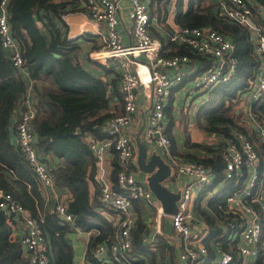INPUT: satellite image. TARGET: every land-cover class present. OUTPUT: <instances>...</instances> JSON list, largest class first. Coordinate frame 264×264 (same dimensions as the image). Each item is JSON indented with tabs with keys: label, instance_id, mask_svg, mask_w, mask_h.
I'll use <instances>...</instances> for the list:
<instances>
[{
	"label": "trees",
	"instance_id": "1",
	"mask_svg": "<svg viewBox=\"0 0 264 264\" xmlns=\"http://www.w3.org/2000/svg\"><path fill=\"white\" fill-rule=\"evenodd\" d=\"M204 1L176 0L174 22L178 28L209 27L229 37L235 44L237 70L229 80L210 91L198 111V116L205 118V128L214 131L220 139L210 144L193 142L187 136L186 144L199 148L202 154H183L188 159L212 167L217 174L195 204V212L204 217L209 231L206 243L210 247V255L202 264H220L213 263L220 249L233 252L234 259L228 264H239L235 245L229 246L225 240L221 241L223 233L218 223L221 205L239 186V182L235 179L224 181L223 187L208 198L210 212L201 208L200 199L224 177L221 146L235 141L238 130L245 131L253 141H257L254 133L239 122L235 105L240 92L256 76L261 60L255 52L251 29L222 13L221 4L227 0H220L219 3L209 0L207 4ZM245 1L253 10L254 22L262 26L264 32V0ZM85 3L86 0H7L6 3L12 33L20 45L24 65L28 67L36 91L31 124L37 148L43 157L50 155L61 159L59 164L50 168L56 186L67 187L72 193L67 202L68 211L74 218L72 224L64 221L54 208L46 204L31 163L18 144L12 141V115L15 108L20 107L27 84L0 39V190L10 192L28 214L38 220L51 264L74 263L73 247L67 236L74 227L99 231L91 235L87 243V263L104 264L94 256L92 248L102 240L111 241L117 231V224L110 217L111 210L99 199L96 159L87 137H107L101 130L102 123L122 112L118 73L113 67L91 59L89 51L82 56V45L76 38L68 37V24L63 18L67 12L85 11ZM155 3L158 4L159 0L150 2L153 14ZM158 18L163 16L159 14ZM88 36L93 38L91 34ZM169 42L171 51H165V54L186 53L194 67L199 61L198 70L211 61L206 55L196 54L186 44ZM100 47L95 46L94 49ZM173 98L172 95L165 107L170 118ZM251 112L264 124V93L252 101ZM256 147L261 170L264 151L257 142ZM171 150L181 156L172 138ZM113 164L111 176L115 180L119 171L116 158ZM91 181L96 187L94 196L90 192ZM134 205L136 219L130 251L135 258L134 264H178L175 242L170 236L158 234L156 241H146L145 236L150 231L144 218L145 206L138 200L134 201ZM16 220V217L11 218L0 210V264H32L30 253L24 250L21 240L12 235ZM263 253L264 248L261 247L255 264H264Z\"/></svg>",
	"mask_w": 264,
	"mask_h": 264
},
{
	"label": "built area",
	"instance_id": "2",
	"mask_svg": "<svg viewBox=\"0 0 264 264\" xmlns=\"http://www.w3.org/2000/svg\"><path fill=\"white\" fill-rule=\"evenodd\" d=\"M122 1L124 0H86V10L82 11L87 17L105 27L103 44L100 48L90 50L88 55L91 59L117 70L118 88L122 99V112L109 117L101 125V130L107 137H87L96 159L99 199L105 207L114 210L118 217L114 238L111 241L105 239L96 243L92 252L104 264H134L135 258L130 252L136 219L134 201L141 200L156 210L154 231L146 234V241H156L158 234L170 236L176 243L175 248H178L181 261L185 264H202L210 255V247L206 243L209 231L205 219L198 218L195 204L217 174L210 166L173 154L171 138L166 132L165 107L177 90H173L174 87L192 82V92L189 91L195 95L199 92L210 93L216 85L229 80L237 70L235 44L216 29L184 26L169 31L167 38L172 42L186 44L196 54L208 56L211 59L209 64L198 70L186 53L165 54L162 40L153 36L151 31V0H126L129 2V32L133 38L131 42L126 43L118 29ZM6 3L7 0H2L0 9L1 44L9 51L14 66L18 68L27 84L20 102L22 110L15 121L17 144L31 163L40 186L52 188L55 185L54 177L47 156L39 154L36 134L31 124L35 113L36 91L28 67L24 65L20 45L12 33ZM221 10L228 18L251 29L255 52L261 60L256 76L242 90L241 97L248 104L245 109L252 126L251 131L264 151V124L251 112L252 101L264 93V32L262 26L254 22L253 10L245 0L222 2ZM250 20L254 24H251ZM138 56L142 57L148 68V79L152 85L150 114L143 133L144 142L159 146L175 171L187 177L181 188V197L177 201L178 210L174 214L165 213L151 189L136 178L137 155L132 127L139 110L138 89L143 83L135 65ZM169 69L176 71L170 73ZM256 142L245 131L238 130L235 133V141H228L225 146H221L224 177L217 184L235 179L239 186L221 205L218 223L226 243L229 246L235 245L239 264H255L260 248H264V165L260 170L261 159ZM111 150L114 151L113 157L119 167L115 180L109 177L107 159ZM211 192V196L214 195L213 189ZM67 202L59 200L54 209L64 221L72 224L74 218L68 211ZM0 210H4L11 218L16 217V223L18 220L23 223L21 242L24 250L30 253L32 264H51L38 220L30 216L26 208L8 191L0 190ZM165 218H169L172 223V235H168L164 230ZM16 223L14 222L13 226ZM78 228L74 227L72 231ZM88 232L96 235L99 231L91 229ZM219 251L213 263L228 264L234 259L233 252L223 249Z\"/></svg>",
	"mask_w": 264,
	"mask_h": 264
},
{
	"label": "crops",
	"instance_id": "3",
	"mask_svg": "<svg viewBox=\"0 0 264 264\" xmlns=\"http://www.w3.org/2000/svg\"><path fill=\"white\" fill-rule=\"evenodd\" d=\"M121 5H122L121 9H120L121 21H120V24L118 26V29L121 33L123 40L126 43H129L133 39L131 33L129 32V29H130V19L128 17L129 2L124 0L121 2ZM150 8H151V6H150ZM153 8H155V5L153 6ZM151 12H153L152 8H151ZM152 15H153V26L151 28L152 33H154L155 37L160 38L162 40L166 52L171 51L170 47H169V44L171 42H169L167 39V33L169 30H166L161 25L162 21L160 22L159 18L155 14L152 13ZM63 18L65 19V21L68 24V37L69 38H76V40L82 45L83 50H82L81 55L82 54L86 55V53L88 51L94 50L95 46H101L103 44V33L105 32V27L102 23L95 22L94 20L87 17L86 14L82 11L67 12L63 15ZM171 25L178 28L177 24L174 22V19H173ZM90 34H91V36H93V38L88 36ZM5 51L8 54V50L5 49ZM136 58H137V63L135 65H136L138 72L140 73V76L143 80V83L140 85V87L138 89L137 102H138V109L139 110H138V114H137L135 123L133 124V127H132L135 142H136L135 138H136L137 132L142 127H143V129L141 132V139L144 140L143 139V133L145 131V128L147 125V120H148L149 114H150V99L152 96V85L148 79V75H149L148 68H147L146 64L144 63V60L142 59L141 56H138ZM175 71H176L175 69H169L170 73H173ZM187 84H189V83H187ZM187 84L173 88V90L176 88H177V90L175 91V94H173L174 98L172 100V117L170 118L168 113L166 112L167 113V119L165 121L167 134L169 135L170 138L174 139V141L176 142L177 150L179 151L180 155L184 158H187L184 155V154H186V152L202 154L199 148H192L186 144L187 136H189L190 140L193 142L205 143V141L200 138L199 134H197L200 128L198 127L199 129L198 128L189 129L188 126H183L182 121L180 120V118L178 116V112L180 110L178 109V107L176 105L178 102L177 97L179 95L177 97H176V95L179 93V91H181V94H180V97H181V95L184 92V91H182V89H186V90L189 89L192 92L191 85L188 86ZM190 91H188V93L185 95L186 101H187V98H186L187 96L188 97L192 96V98L194 96V95L190 94ZM241 93H242V91L239 94L238 101L241 104H243V108H244L243 113H244L246 120H247V123H248L245 127L251 132L252 126H251V123L249 121V117H248V114L246 112V109H245V106H248V104H247L246 100L242 99ZM208 94H209V92L208 93H202L201 97L196 96V94H195L194 100L197 103H199V105L201 106L208 99ZM199 109H200V107H199ZM199 109L197 110V112L199 111ZM21 110H22L21 107L17 106L13 112V115H12L13 124L11 127V136H12V141L16 144H17V135H16L14 123L17 120ZM192 113L193 112L191 111V109L188 108L187 114L190 116ZM199 120H202L203 122H205L204 116H200ZM206 125H207V123H206ZM207 133H210V138H209V141L207 143L211 144V143L220 139V136L217 135L214 131H209ZM145 144L147 145L149 156L151 155L152 152L157 151L167 161V158L165 157L163 150L159 146H157L155 144H148V143H145ZM135 150H136V143H135ZM113 153H114V151L111 150L109 153L108 159H107V161L109 162V166H108L109 167V177L111 180H114L111 176V172H112L113 167H114L113 163L115 160V158L113 157L114 156ZM136 155H137V152H136ZM46 156H47V159L49 162L48 163L49 167L55 166V165H57V163L59 164L61 162V159L58 157L54 158V157H51L50 155H46ZM135 173H136V178L138 179V181L143 182L145 185H147L146 180H145L146 174H144L143 171L139 169L138 164L135 167ZM178 175L185 177V176L177 173L175 171V169L173 168L172 174L163 180L164 183L166 185H168L174 191L181 189L187 181V178H186V180H184L183 178H179ZM38 183H39V181H38ZM54 183H55V179H54ZM39 187H40L41 193L45 199V202L49 206V208H54L59 200L66 202V201L70 200L72 197V193L67 187H60L58 185L56 186V183H55L54 187H52V188L51 187L50 188H43L40 186V183H39ZM98 187H99V183H98ZM95 190H96L95 183L93 181H91L90 182V192H91L92 196H94ZM208 198H209V196H205V197L201 198L200 204H201V208L210 212L209 207L207 205ZM138 201L143 203L145 206L144 218H145V221L147 222V224L149 226V231L152 232V231H154L153 220H154V217L156 214V210L154 207L147 206L141 200H138ZM134 211H135V205H134ZM110 213H111L110 214L111 219H114V221L117 224L118 217H117L116 212L114 210H111ZM197 216L200 220L204 219L203 216L200 214H197ZM92 230H95V229H92ZM88 231L89 230H84V229H81L79 227L78 230L68 232V234H67V236L71 242V245L73 247V258H74L73 264H88L87 263V256H86L87 243H88L91 235H93V232L89 234ZM23 233H24L23 223L20 220H18V222L15 224V226L13 228L12 235L15 239L21 240ZM223 240H224V238H223ZM175 246H176V243H175ZM176 252H177V254H176L177 263L178 264H185V262L181 261L178 257V248H177Z\"/></svg>",
	"mask_w": 264,
	"mask_h": 264
},
{
	"label": "water",
	"instance_id": "4",
	"mask_svg": "<svg viewBox=\"0 0 264 264\" xmlns=\"http://www.w3.org/2000/svg\"><path fill=\"white\" fill-rule=\"evenodd\" d=\"M250 23L254 24L252 20H250ZM196 64L198 67L199 61H196ZM201 94V92L196 93V96ZM193 97L195 98V95ZM142 129L143 127L137 132L135 138L138 167L146 174L147 186L162 204L164 212L174 214L178 210L177 201L181 197V189L174 191L163 181L172 174L173 167L157 151L152 152L149 156L147 145L141 139ZM164 230L168 235L173 233L172 223L169 218L164 220Z\"/></svg>",
	"mask_w": 264,
	"mask_h": 264
},
{
	"label": "rangeland",
	"instance_id": "5",
	"mask_svg": "<svg viewBox=\"0 0 264 264\" xmlns=\"http://www.w3.org/2000/svg\"><path fill=\"white\" fill-rule=\"evenodd\" d=\"M215 3H219L220 0H211ZM175 2L176 0H159V3L156 4L155 3V12L154 14L158 17L159 14H161L163 16L162 19L159 18L160 22L162 21L161 25L166 29V30H169L171 31L172 29L176 28L175 26H172L171 23L174 19V14H175ZM186 2V0H185ZM209 2V0H205L204 3L207 4ZM161 7V11H160V8ZM165 18V19H164ZM191 73H193V69H191ZM189 84H187L188 86L192 84V82H188ZM195 86V84H194ZM183 94L181 95L180 97V94H181V91H179V93L176 95L177 97V107L178 109L180 110L178 112V116L180 118V120L182 121V124L183 126H188L189 129H192V128H198L199 131L197 134H199L200 138L202 140L205 141V143H207L209 141V138H210V133H207L209 132L206 128H205V125L206 123L203 122L202 120H199V116L197 115L198 112L197 110L199 109L200 105L199 103H197L194 99V97L192 98V96H187V101L185 99V95L188 93L189 89H182ZM199 97H201V95H199ZM208 97H209V94H208ZM188 108L191 109V111L193 112L190 116L187 114V110ZM243 104H241L238 100L236 102V105H235V110L236 112L239 113V122L242 123V125L246 126L248 123H247V120H246V117L243 113ZM190 119V120H189ZM195 122V123H194ZM185 176V175H183ZM179 178H183L184 180H186V176L185 177H182L180 175H178ZM224 185V182H220L219 184L215 185L214 188H213V192L216 193L217 191H219ZM212 192L211 190H208L205 195V196H211ZM264 257V256H263ZM256 261V260H255Z\"/></svg>",
	"mask_w": 264,
	"mask_h": 264
}]
</instances>
